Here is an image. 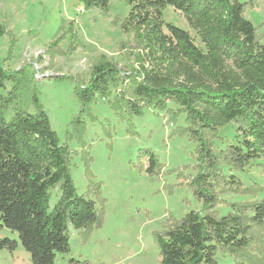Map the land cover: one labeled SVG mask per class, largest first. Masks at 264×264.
<instances>
[{
	"label": "trees",
	"instance_id": "obj_1",
	"mask_svg": "<svg viewBox=\"0 0 264 264\" xmlns=\"http://www.w3.org/2000/svg\"><path fill=\"white\" fill-rule=\"evenodd\" d=\"M76 1L86 11L106 15L112 0ZM124 3L130 11L121 29L134 36L135 66L126 78L105 58L92 66L90 81L74 91L80 106L72 121L76 136L86 128L84 118L91 117L99 100L113 97V110L131 117H142L149 108L171 113L169 106H178L197 144L200 164L191 187L202 209L155 233L160 264H219V254L237 264H264V199L232 204L231 212L220 216L214 211L217 198L211 189L219 159L236 171L264 161V40L245 17L254 2ZM169 7L182 14L195 38L166 22ZM5 35L0 26V39ZM32 83L29 67L11 71L0 63V231L18 235V240L1 239L0 251L13 253L22 246L32 264H56L59 254L70 253L71 229L81 231L86 241L103 226L106 202L93 192L95 200L78 193L70 169L72 154L53 129ZM113 89L122 90L113 95ZM231 123L238 126L239 143L216 152L212 140ZM143 155L149 158L151 177L159 157ZM231 182L239 185L235 178ZM57 189L60 196L52 205ZM254 246L257 251L251 250Z\"/></svg>",
	"mask_w": 264,
	"mask_h": 264
},
{
	"label": "rangeland",
	"instance_id": "obj_2",
	"mask_svg": "<svg viewBox=\"0 0 264 264\" xmlns=\"http://www.w3.org/2000/svg\"><path fill=\"white\" fill-rule=\"evenodd\" d=\"M241 1L254 2L255 8L248 9L245 17L264 40V0ZM79 8L76 0H0V26L6 31L0 39V63L11 71L29 67L52 127L72 154L70 169L78 193L95 200L93 192L106 202L103 226L86 241L81 231L71 229L70 253L59 254L56 264H71L72 260L80 264H160L155 233L202 209L191 187L200 164L197 144L178 106H169L173 113L149 108L142 117H131L124 110H113V97L92 106L79 140L72 126L80 113L75 87L90 81L91 68L101 58L112 62L126 78L135 66L136 53L134 36L121 29L130 11L124 0H112L106 15L84 8L85 13H79ZM164 18L195 38L182 14L172 7ZM196 44L200 46L199 40ZM121 90L113 89V95ZM239 141L238 126L231 123L212 145L221 152ZM145 152L159 157L151 177ZM217 174V180L211 181L217 215L230 213L232 204L264 199V161L236 171L219 159ZM234 178L238 186L231 182ZM52 194L54 205L60 192L57 189ZM98 208H102L99 203ZM5 238L18 240V235L5 229L0 231V240ZM217 260L237 264L228 255L219 254ZM0 264L32 263L19 246L13 253L0 251Z\"/></svg>",
	"mask_w": 264,
	"mask_h": 264
},
{
	"label": "built area",
	"instance_id": "obj_3",
	"mask_svg": "<svg viewBox=\"0 0 264 264\" xmlns=\"http://www.w3.org/2000/svg\"><path fill=\"white\" fill-rule=\"evenodd\" d=\"M78 12H79V13L81 12V13L84 14V13H85V10H84L83 8H79V9H78Z\"/></svg>",
	"mask_w": 264,
	"mask_h": 264
}]
</instances>
